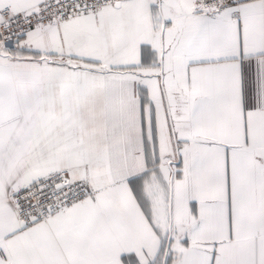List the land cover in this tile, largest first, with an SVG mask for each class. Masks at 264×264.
<instances>
[{
    "label": "snow or ice",
    "instance_id": "1",
    "mask_svg": "<svg viewBox=\"0 0 264 264\" xmlns=\"http://www.w3.org/2000/svg\"><path fill=\"white\" fill-rule=\"evenodd\" d=\"M0 264H264V0H0Z\"/></svg>",
    "mask_w": 264,
    "mask_h": 264
}]
</instances>
